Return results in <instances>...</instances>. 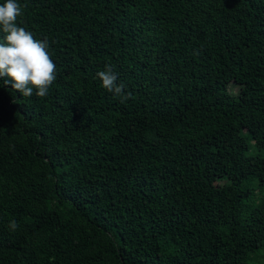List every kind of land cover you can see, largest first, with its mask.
<instances>
[{"label": "trees", "instance_id": "obj_1", "mask_svg": "<svg viewBox=\"0 0 264 264\" xmlns=\"http://www.w3.org/2000/svg\"><path fill=\"white\" fill-rule=\"evenodd\" d=\"M17 2L56 80H0V264H264V0Z\"/></svg>", "mask_w": 264, "mask_h": 264}, {"label": "clouds", "instance_id": "obj_2", "mask_svg": "<svg viewBox=\"0 0 264 264\" xmlns=\"http://www.w3.org/2000/svg\"><path fill=\"white\" fill-rule=\"evenodd\" d=\"M21 15L17 0H4L0 4V31L4 34L0 42V80L4 85L11 84V88L24 97L33 94L45 97L56 80V64L51 59L47 39H36L32 32L17 24V17ZM5 77L8 79H3ZM96 77L105 89L121 98V102L132 97L131 92L125 94L123 82L117 83L111 65L106 64ZM10 226L18 227L15 221Z\"/></svg>", "mask_w": 264, "mask_h": 264}, {"label": "rangeland", "instance_id": "obj_3", "mask_svg": "<svg viewBox=\"0 0 264 264\" xmlns=\"http://www.w3.org/2000/svg\"><path fill=\"white\" fill-rule=\"evenodd\" d=\"M229 87L231 89H235L234 83L233 82L229 83ZM254 185H255L256 193L258 194V196H264V187L262 189H260V187H258L257 183H255Z\"/></svg>", "mask_w": 264, "mask_h": 264}]
</instances>
